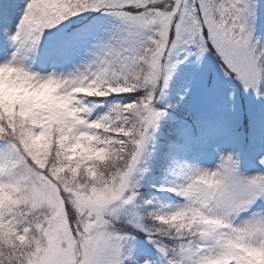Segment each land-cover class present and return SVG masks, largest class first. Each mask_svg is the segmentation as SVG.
<instances>
[{"label":"snow or ice","instance_id":"1","mask_svg":"<svg viewBox=\"0 0 264 264\" xmlns=\"http://www.w3.org/2000/svg\"><path fill=\"white\" fill-rule=\"evenodd\" d=\"M0 264H264V0H0Z\"/></svg>","mask_w":264,"mask_h":264}]
</instances>
